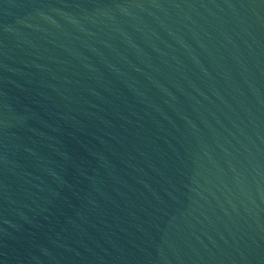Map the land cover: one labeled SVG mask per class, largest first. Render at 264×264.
Masks as SVG:
<instances>
[{
	"label": "water",
	"instance_id": "95a60500",
	"mask_svg": "<svg viewBox=\"0 0 264 264\" xmlns=\"http://www.w3.org/2000/svg\"><path fill=\"white\" fill-rule=\"evenodd\" d=\"M0 264H264V0H0Z\"/></svg>",
	"mask_w": 264,
	"mask_h": 264
}]
</instances>
